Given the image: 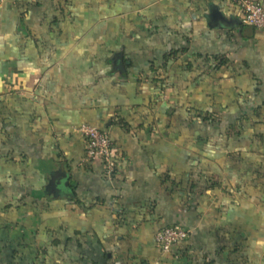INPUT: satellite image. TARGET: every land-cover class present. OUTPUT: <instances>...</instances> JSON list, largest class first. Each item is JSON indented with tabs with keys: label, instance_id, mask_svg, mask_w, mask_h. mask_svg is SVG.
Here are the masks:
<instances>
[{
	"label": "crops",
	"instance_id": "1",
	"mask_svg": "<svg viewBox=\"0 0 264 264\" xmlns=\"http://www.w3.org/2000/svg\"><path fill=\"white\" fill-rule=\"evenodd\" d=\"M241 18L232 0L0 1V264H264L260 146L193 112L264 100V31ZM80 125L109 135L112 181ZM170 226L190 235L164 254Z\"/></svg>",
	"mask_w": 264,
	"mask_h": 264
},
{
	"label": "trees",
	"instance_id": "2",
	"mask_svg": "<svg viewBox=\"0 0 264 264\" xmlns=\"http://www.w3.org/2000/svg\"><path fill=\"white\" fill-rule=\"evenodd\" d=\"M246 26H249V25H246ZM180 52L184 53L186 52V49H183ZM176 55H178L176 51H171L168 54H166L165 55V59H167L166 62L177 59ZM202 63L204 67L206 66L209 67L210 68L209 70L213 71L216 75H218L217 76L218 79H222L223 74L221 71L223 69H226L229 66V61L222 55H214V56L205 55L204 57H202ZM151 72H152L151 73L152 76L159 75V73L155 71H151ZM158 81H161V80H158ZM255 90L256 92H254V94L257 93V89ZM245 93L250 94L249 91ZM238 102L239 100H237L238 108L236 110L238 115L236 116L232 115L234 111H231L229 113L226 112L231 116H235L233 120H227V119L224 120L223 118L224 113L222 112L221 114L217 113L220 115V118L215 116V114L213 116L211 113L207 111H203V110L197 111L198 113L196 114V110L193 111L192 109H186L185 113H191L193 111L194 118L199 121L201 128L204 127V129L207 130V129L215 127L216 129H219L221 131L222 136L226 137L227 139H230V138L237 139L240 137L241 131L250 130L251 135H250L249 144L254 146L255 142H257L260 148L258 149L257 152L249 151V153L251 155L258 154L261 157V162L264 163V100H262L260 103H257V102L250 100V98L248 97V98H244V101H242L241 106L239 105ZM166 111L169 114V117L172 118L173 123L176 120L177 122L179 121L180 111H174V110L172 111L171 108H167ZM192 122L194 121L189 120L187 125L188 126L191 125ZM179 124H180V121H179ZM125 127H126L125 125L122 126V128H125ZM111 148L113 150V154L114 153L116 154V150L113 147L112 141H111ZM262 149H263V152H262ZM260 169H258V171H260L261 172L260 175H263L264 177V169L263 168L262 170ZM252 172H254V170H252ZM215 187L219 188V186L215 183L210 186V188H215ZM74 202L76 204L80 203L78 200H75Z\"/></svg>",
	"mask_w": 264,
	"mask_h": 264
},
{
	"label": "built area",
	"instance_id": "3",
	"mask_svg": "<svg viewBox=\"0 0 264 264\" xmlns=\"http://www.w3.org/2000/svg\"><path fill=\"white\" fill-rule=\"evenodd\" d=\"M232 1L241 11L243 24L264 31V8L262 6L254 0ZM75 133L84 142L86 160L88 162L100 161L104 178L112 181L116 175L117 156L113 154L109 135L88 125H80L75 129ZM189 235L190 231L185 228L165 227L155 234L154 243L162 253L168 254L178 243L187 241Z\"/></svg>",
	"mask_w": 264,
	"mask_h": 264
},
{
	"label": "rangeland",
	"instance_id": "4",
	"mask_svg": "<svg viewBox=\"0 0 264 264\" xmlns=\"http://www.w3.org/2000/svg\"><path fill=\"white\" fill-rule=\"evenodd\" d=\"M59 192H60L59 191V182L51 183L50 180H49L48 185L45 188V193H50V194L55 195L56 193H59Z\"/></svg>",
	"mask_w": 264,
	"mask_h": 264
},
{
	"label": "water",
	"instance_id": "5",
	"mask_svg": "<svg viewBox=\"0 0 264 264\" xmlns=\"http://www.w3.org/2000/svg\"><path fill=\"white\" fill-rule=\"evenodd\" d=\"M120 62L114 66V69L119 70L120 72H124V66L122 64L121 58L118 59Z\"/></svg>",
	"mask_w": 264,
	"mask_h": 264
}]
</instances>
